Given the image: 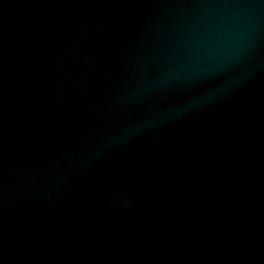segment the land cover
<instances>
[{"label":"water","instance_id":"1","mask_svg":"<svg viewBox=\"0 0 264 264\" xmlns=\"http://www.w3.org/2000/svg\"><path fill=\"white\" fill-rule=\"evenodd\" d=\"M0 264H264V0H0Z\"/></svg>","mask_w":264,"mask_h":264}]
</instances>
